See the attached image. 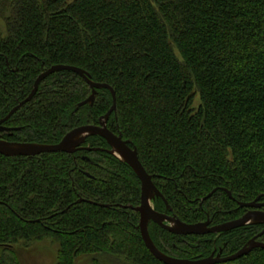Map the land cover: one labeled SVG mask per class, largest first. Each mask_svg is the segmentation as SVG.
I'll list each match as a JSON object with an SVG mask.
<instances>
[{
	"label": "trees",
	"instance_id": "trees-1",
	"mask_svg": "<svg viewBox=\"0 0 264 264\" xmlns=\"http://www.w3.org/2000/svg\"><path fill=\"white\" fill-rule=\"evenodd\" d=\"M0 18V119L41 72L75 65L113 87L107 125L137 147L169 204L156 197L155 210L218 224L248 210L240 201L264 203V0H0ZM91 93L74 71L50 74L5 139L52 144L98 124L113 97L99 88L78 107ZM85 145L0 154V264H21L17 246L45 239L58 244L55 264H165L141 236L137 174L101 136ZM263 228L180 235L151 222L149 233L163 253L196 259L233 254ZM216 264H264V249Z\"/></svg>",
	"mask_w": 264,
	"mask_h": 264
},
{
	"label": "water",
	"instance_id": "water-1",
	"mask_svg": "<svg viewBox=\"0 0 264 264\" xmlns=\"http://www.w3.org/2000/svg\"><path fill=\"white\" fill-rule=\"evenodd\" d=\"M60 70H71L78 73L92 88V93L86 99L81 101L78 104V107L85 104L92 105L95 100L97 89L105 87L110 89L113 97V104L110 109L106 114L100 117L98 124H85L77 126L68 131L57 143L48 144L35 142H12L0 139V154L5 156H35L46 152L73 153L78 149L84 148L82 147V144L86 141L87 137L91 135L102 136L110 146L107 151L127 163L134 170L141 181V202L140 205L134 207V209L140 214L139 228L143 241L146 247L158 260L162 261L165 264H216L238 259L248 254L255 247L264 249V242L258 240V237H260L264 233L263 228L260 233L249 239L247 243H245L238 251L227 256H221L219 253L217 255L211 253L207 257L189 259L176 258L163 253L155 245L150 236V222H155L162 228L180 235H203L207 233H221L249 224L264 225V210L262 209L264 203L259 201L260 197H257L255 200L250 202L240 201L239 206L249 209L246 213H244L237 219L212 225L210 219L201 222L187 223L180 220L175 215H170L155 210L152 201L156 197H162L164 199V196L155 185L153 176L149 174L142 165L138 156L137 147L133 146V143L130 140L124 139L121 134L115 133L107 126L109 116L116 109V93L113 87L107 83L93 81L90 78L88 72L81 67L69 64H54L41 72L37 76L33 85V89L29 93V95L24 100L19 102L15 107H13L10 112L0 120V124L6 121L16 110L20 108V106L30 101L34 97L40 83L47 76ZM0 129L5 128L0 126ZM213 192L214 190L211 191L206 197H204V199L210 197ZM227 192L231 196V192ZM165 202L167 207H169L168 202L166 200Z\"/></svg>",
	"mask_w": 264,
	"mask_h": 264
},
{
	"label": "rangeland",
	"instance_id": "rangeland-1",
	"mask_svg": "<svg viewBox=\"0 0 264 264\" xmlns=\"http://www.w3.org/2000/svg\"><path fill=\"white\" fill-rule=\"evenodd\" d=\"M5 33V23L0 18V34ZM17 252L21 264H55L58 252V244L50 239L35 241L31 245L19 244ZM78 264H91L89 257L80 258ZM103 264H110L104 261ZM115 264V263H111ZM117 264V263H116Z\"/></svg>",
	"mask_w": 264,
	"mask_h": 264
},
{
	"label": "flooded vegetation",
	"instance_id": "flooded-vegetation-1",
	"mask_svg": "<svg viewBox=\"0 0 264 264\" xmlns=\"http://www.w3.org/2000/svg\"><path fill=\"white\" fill-rule=\"evenodd\" d=\"M31 91H32V90H31ZM28 95H29V94H28ZM28 95H27V96H28ZM27 96H26V97H27ZM26 97H25V98H26ZM25 98H24V99H25ZM24 99H22V100H24ZM22 100L18 101V103L21 102ZM28 102H29V101H28ZM18 103H17V104H18ZM26 103H27V102H26ZM26 103H25V104H26ZM17 104H16V105H17ZM16 105H15V106H16ZM23 105H24V104H23ZM23 105H22V106H23ZM15 106H14V107H15ZM22 106H20V108H21ZM20 108H19V109H20ZM19 109H18V110H19ZM18 110H16V111H18ZM16 111H15V112H16ZM9 112H10V111H9ZM15 112H14V113H15ZM14 113H13V114H14ZM13 114H12V115H13ZM12 115H11V116H12ZM11 116H10V117H11ZM10 117H9V118H10ZM3 118H4V117H3ZM3 118H1V119H3ZM9 118H8V119H9ZM1 119H0V120H1ZM8 119H7V120H8ZM7 120L0 124V126H2V127L5 128V129H0V139H2V140H6V141H11V140H7V139H5V137H10V136H12V135H13V132H14L15 130L19 129L20 126L15 127V126L8 125V124L6 123ZM107 126H108V125H107ZM91 136H92V135H91ZM101 137H102V136H101ZM87 138H88V137H87ZM102 138H103V137H102ZM61 139H62V138H61ZM86 140H87V139H86ZM12 142H16V141H12ZM56 143H57V142H56ZM85 143H86V141L82 144V147H84V148L89 147L88 145H85ZM108 145H109V144H108ZM81 149H83V148H81ZM87 149H90V147L87 148ZM94 149H96V148H94ZM78 150H80V149H78ZM76 151H77V150H76ZM76 151H75V152H76ZM64 153H67V152H64ZM73 153H74V152H73ZM152 204H153V201H152ZM263 207H264V206H263ZM263 207H262V209H263ZM247 209H248V208H247ZM248 210H249V209H248ZM248 210H247V211H248ZM263 210H264V209H263ZM247 211H246V212H247ZM246 212H245V213H246ZM167 214H168V213H167ZM170 215H171V214H170ZM150 223H151V222H150ZM212 224H213V223H212V221H211V225H212ZM218 224H219V223H218ZM207 234H211V233H207ZM215 234H216V233H215ZM203 235H205V234H203ZM218 250H219L218 252H216V250H214V252H212V253H214L215 255H217V254L219 253L221 256H223V255H222V249H221V248H218ZM226 256H227V255H226Z\"/></svg>",
	"mask_w": 264,
	"mask_h": 264
}]
</instances>
